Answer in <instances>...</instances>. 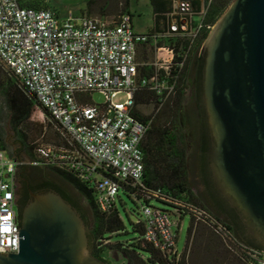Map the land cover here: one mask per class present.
Here are the masks:
<instances>
[{"label":"trees","instance_id":"16d2710c","mask_svg":"<svg viewBox=\"0 0 264 264\" xmlns=\"http://www.w3.org/2000/svg\"><path fill=\"white\" fill-rule=\"evenodd\" d=\"M230 2L231 0H191L196 15L201 3L205 9L199 18L201 27L194 37L172 40L162 36L166 31L167 14L171 10L172 1L148 0L152 26L142 33L146 40L136 45L138 74L131 106L132 116L145 128L139 143L142 173L134 184L130 181L119 183L116 199L121 205L122 195L134 203V221L127 215L125 218L120 215L116 202L107 211L99 210L95 201L94 184L83 180L78 172L55 157L58 151L72 148L68 139L60 132L58 124L39 105L35 95L0 62V152L17 163L15 181L20 182V176L24 178L22 184L25 193L61 190L67 196L62 194L64 198H70L77 208L74 197L58 185L57 182L61 180L79 196L90 213L87 238L90 255L95 259L105 262L107 250L113 248L123 254L127 264H256L258 253L264 251V248L254 246L243 238V226L237 212L214 185L207 163L209 135L200 92L203 42ZM123 14L128 15L131 21L129 0H86L81 13L113 21ZM153 35H158L156 46L173 45L172 67L169 69V76H165L166 84H172V93L166 98H162L164 93L157 94L146 83L153 76H164V72H156L150 64L154 56ZM187 96L192 103L190 111L195 117L198 116L203 144L202 173L199 176L203 188L198 193L192 192L188 182L187 144L184 130L178 121ZM79 100L87 102L90 95L81 94ZM146 110L149 112L145 113ZM37 114L44 116V121L34 119ZM41 148L49 149L47 157L39 155L38 150ZM32 162L37 164L32 165ZM103 175L108 176L105 173ZM152 201L166 207L159 209L169 215L173 211L176 213L175 234L183 217H188L180 253H162L142 238L139 207L143 204L150 205ZM130 234L132 237L129 240L114 241L119 236ZM111 241L112 245H108Z\"/></svg>","mask_w":264,"mask_h":264},{"label":"built area","instance_id":"2783aa9c","mask_svg":"<svg viewBox=\"0 0 264 264\" xmlns=\"http://www.w3.org/2000/svg\"><path fill=\"white\" fill-rule=\"evenodd\" d=\"M171 1L162 36L172 40L194 37L205 12L202 3L196 15L191 0ZM157 37H151L154 56L150 64L164 76H153L146 83L166 98L172 93V84H166L165 79L174 50L173 45L156 46ZM145 40L142 33L133 31L125 14L116 21L86 15L60 19L50 9L0 0V62L58 124L72 148L58 151L55 157L94 184L95 201L101 211L115 205L119 183L134 184L141 177L139 143L145 128L132 116L131 106L138 74L136 45ZM95 92L101 94L103 103L80 102L79 95ZM121 92L126 100L112 103L111 99ZM38 152L42 158L50 153L47 148ZM16 164L4 160L0 152V254L18 250ZM139 215L142 238L162 253L176 252L171 215L144 204L139 207ZM255 259L256 264H264V251Z\"/></svg>","mask_w":264,"mask_h":264},{"label":"water","instance_id":"95a60500","mask_svg":"<svg viewBox=\"0 0 264 264\" xmlns=\"http://www.w3.org/2000/svg\"><path fill=\"white\" fill-rule=\"evenodd\" d=\"M204 42L202 96L214 182L250 233L264 237V0H232ZM16 253L0 264H105L90 255L77 212L31 194Z\"/></svg>","mask_w":264,"mask_h":264},{"label":"rangeland","instance_id":"374dc122","mask_svg":"<svg viewBox=\"0 0 264 264\" xmlns=\"http://www.w3.org/2000/svg\"><path fill=\"white\" fill-rule=\"evenodd\" d=\"M85 2L86 0H19V3L24 6L32 5L36 7H46L52 10L60 19H65L68 16L79 17L80 14L84 10ZM225 11L226 9H224L222 14ZM129 12L132 15L131 23H132L134 32L143 33V32H146L152 26L151 8L148 3V0H129ZM125 100H126V96L124 93L121 92L115 95L111 99V102L112 103H123ZM90 101L94 104H101L103 103L104 99L101 96V94L95 92L90 95ZM191 104H192L191 100L189 99V96H187L182 104L181 112L179 113V116H178L179 124H181V126L186 131L192 133L191 138L190 137L187 138L188 140L187 142H190L195 137L194 125L192 124V121L190 118ZM148 112H149L148 110L145 111V113H148ZM34 119L44 121V116L37 114V115H34ZM3 159L6 160L7 157L3 155ZM23 159L25 161L27 160L26 158H23ZM209 169L211 172V176L213 178L212 171H211L210 158H209ZM188 182H189V185L193 193H198L201 190L200 182L197 178V175L194 174L193 172L188 173ZM57 183L58 185L60 184L59 186L62 189H64L71 197H74L77 203V210L79 212L78 215L82 221L83 229L87 237V229L91 221V217H90V213L88 209L82 204L79 196L76 193H74V191L67 184H62L60 182H57ZM120 198H121L122 204L120 205L118 202H116V206H117V209L120 215L123 218H125V215H127V217L130 220L134 221L135 220L134 203H132L129 199H127L126 197L122 195H120ZM150 206L166 209V207L154 201L150 203ZM171 216L174 221V231H175L177 215L173 211L171 212ZM187 223H188V217L184 216L180 223L179 228L176 230L175 251L177 253H180L182 250ZM126 228L128 229V227ZM131 237H132L131 234L127 236H119L115 238L114 241H126V240H129ZM112 243L113 242L111 241L109 242L108 245H112ZM104 258H105V262L103 263L105 264H127L123 254L117 249L111 248L107 250Z\"/></svg>","mask_w":264,"mask_h":264},{"label":"flooded vegetation","instance_id":"af4514ba","mask_svg":"<svg viewBox=\"0 0 264 264\" xmlns=\"http://www.w3.org/2000/svg\"><path fill=\"white\" fill-rule=\"evenodd\" d=\"M203 53H204V49H203ZM203 65H204V54H203V61H202V66H201V78H200L201 90H200V92H201V101L203 103V117L205 119L207 130H208V135H209V139H208V144L209 145H208L207 152H206L207 153V159H208L207 163L209 165V158H210L209 155H210V149H211V146H212V139H211L210 134H209L208 124H207V117H206V113H205L203 96H202ZM190 118H191L192 124L194 125V131H195V134H194L195 137L190 142H187L188 141L187 138L188 137L191 138L192 133L186 131L181 126V124H180V126L184 130V136H185V140H186V144H187V146H186V152H187V155H188L187 171H188V173L193 172L194 174H196L197 178L199 180V176L202 173V171H201V161H202L201 156H202V153H203V148H202L203 144H202V139L200 138V126L198 127V125H200L198 123H200V122H199L198 116L195 117V114L193 112H191V111H190ZM23 180H24V178L22 176H20V182L15 181V213H16V222H17L18 227H19V222H20V219H21V213L23 212V210H24L25 206L27 205V203L30 201L31 194H33L30 191H27V193H25V191L23 189V184H22ZM61 182H62V184H65V182L60 180V183ZM214 185L216 186L215 182H214ZM200 187H201V189L203 188L201 182H200ZM46 191H52V192L56 193L57 195H59L61 197V199L65 203H67L72 209H74L77 212V214H79L77 208L73 205L72 200L70 198L69 199H65L64 196H66V195H64L63 192H61V190L58 192V191L49 189V190H45V191H39V192H36V193H41V192H46ZM237 215H238V213H237ZM239 219H240V222H241V224L243 226V238L247 242L251 243L254 246H257L259 248H264V237L263 236H255V234L250 233V231L248 230L247 225L245 224V222H243V220L240 217H239Z\"/></svg>","mask_w":264,"mask_h":264},{"label":"crops","instance_id":"0c3cea01","mask_svg":"<svg viewBox=\"0 0 264 264\" xmlns=\"http://www.w3.org/2000/svg\"><path fill=\"white\" fill-rule=\"evenodd\" d=\"M81 15V14H80Z\"/></svg>","mask_w":264,"mask_h":264}]
</instances>
